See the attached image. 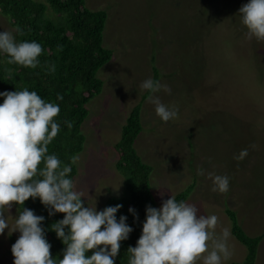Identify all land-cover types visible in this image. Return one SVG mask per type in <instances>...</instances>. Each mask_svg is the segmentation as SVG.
<instances>
[{
	"label": "rangeland",
	"instance_id": "rangeland-1",
	"mask_svg": "<svg viewBox=\"0 0 264 264\" xmlns=\"http://www.w3.org/2000/svg\"><path fill=\"white\" fill-rule=\"evenodd\" d=\"M247 2L85 0L88 10L106 14L102 46L112 52V59L97 72L103 83L100 95L87 104L74 185L83 193L85 206L96 203L97 211L106 198L123 192L113 146L146 91L140 85L152 77L154 66L160 84L171 93L161 89L142 101L143 131L134 149L151 167L155 207L194 181L185 202L196 205L198 215L218 217L216 235L230 229L224 211H233L247 236H262L255 264H264V41L248 38L239 14ZM3 30L13 32L0 16ZM152 96L177 106L178 118L163 122ZM245 148L247 157L234 159ZM198 168L205 170L204 176L197 175ZM208 172L227 175L229 191H212ZM6 216L10 227L0 235V264H13L8 238L17 240L20 233L12 232L15 210L10 208ZM228 244L232 255L223 264L241 263L245 247L232 236Z\"/></svg>",
	"mask_w": 264,
	"mask_h": 264
},
{
	"label": "clouds",
	"instance_id": "clouds-1",
	"mask_svg": "<svg viewBox=\"0 0 264 264\" xmlns=\"http://www.w3.org/2000/svg\"><path fill=\"white\" fill-rule=\"evenodd\" d=\"M242 24L247 28L249 39L264 41V0H248L239 9ZM16 34H22L17 26ZM43 48L36 41H17L12 31H0V54H7L8 63L36 68ZM55 71V65L49 66ZM140 87L152 93L163 89L171 93L167 85L151 78L144 80ZM0 235L9 230L6 213L12 203L24 205L30 197L39 198L48 209V215L63 213V219L51 225L56 237L66 246L58 262L51 257V244L46 239L42 223L45 217L24 208L15 218L12 230L20 233L11 246L13 264H115L121 242L133 231L125 215L117 213L121 204L108 206L97 211L96 203L90 207L82 201L83 193L75 189L70 178L72 166L80 157L74 155L70 164L62 165L55 154H48V146L60 132V123L54 119L60 113L55 102H47L27 88L21 91L0 92ZM62 101L63 96L57 95ZM155 105L157 116L163 121L178 118L177 106L161 102L159 97L149 98ZM68 127L71 123L64 121ZM254 147V146H253ZM248 155L242 149L234 159L241 161ZM44 167L39 170L38 165ZM37 175L42 179L36 178ZM197 175L204 176L203 168ZM212 191H229V177L208 172ZM146 217L142 232L131 253L128 264H223L232 253L228 244L231 237L229 228H223L219 235L216 215H198L196 205L177 202L171 195L163 200L159 208L146 206ZM128 212L136 216L135 209ZM91 254L89 255V251ZM206 255H203L205 254Z\"/></svg>",
	"mask_w": 264,
	"mask_h": 264
},
{
	"label": "trees",
	"instance_id": "trees-1",
	"mask_svg": "<svg viewBox=\"0 0 264 264\" xmlns=\"http://www.w3.org/2000/svg\"><path fill=\"white\" fill-rule=\"evenodd\" d=\"M0 16L8 20L18 42L36 41L43 48L36 68L9 64L7 54H0V92L27 88L36 91L45 101L59 105L60 113L54 119L60 123L61 130L48 146V154H55L62 165L70 164V158L79 154L83 148L84 137L80 129L89 113L87 104L101 93L103 83L97 77V72L112 59V52L102 46L106 14L104 11L88 10L85 0H45V3L34 0H0ZM17 26L22 29V34L15 33ZM53 64L55 71L51 72L49 66ZM151 68V79L159 81L156 68ZM151 93L146 90L141 100L131 109L121 127L119 140L113 146L117 153L115 169L122 178L123 192L120 196L106 198L103 209L121 204L117 219L125 215L126 223L133 228L129 238L121 242L115 264H128L131 256L128 248L135 247L141 235L146 206L155 207L149 184L151 167L142 162L134 149L143 131L140 105ZM58 94L63 96L62 101L56 99ZM0 103H3L2 97ZM64 121L70 122L71 127ZM43 167V163L38 165V173ZM72 169L70 178L74 180L75 165ZM36 178L42 179L39 175ZM193 186L194 181L177 193L174 196L177 202H185ZM23 207L45 217L41 227L45 229L46 239L51 244V257L58 262L63 258L62 252L66 246L51 231V225L63 219L64 214L49 216L48 209L39 198L30 197L24 205L13 202L11 206L16 216L23 211ZM129 207L135 209V217L128 212ZM224 213L230 223L231 236L246 249L244 260L232 264H255L262 236H247L240 228L236 214L229 209H225ZM15 242V238H8V254L12 257L11 246ZM88 254H91V250Z\"/></svg>",
	"mask_w": 264,
	"mask_h": 264
}]
</instances>
